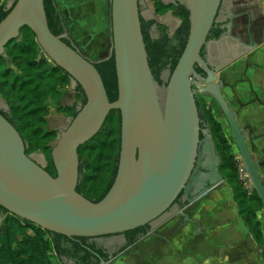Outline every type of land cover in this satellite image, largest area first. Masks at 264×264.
I'll list each match as a JSON object with an SVG mask.
<instances>
[{"label":"water","instance_id":"water-1","mask_svg":"<svg viewBox=\"0 0 264 264\" xmlns=\"http://www.w3.org/2000/svg\"><path fill=\"white\" fill-rule=\"evenodd\" d=\"M177 2L190 11V33L168 85L163 88L156 83L149 67L139 0H111L112 48L109 57L100 61L114 54L118 99L111 103L95 62L51 32L44 0H17L0 22V57L6 58V47L19 40L21 30L28 27L43 56L63 69L75 88H82L86 104L70 119L65 131L57 135L52 147L56 177L34 155H26L22 137L0 114L1 208L67 238L118 236L147 225L154 230L172 216L166 212L180 193L188 196L195 186L196 179L190 176L196 158L202 169L203 187L190 203L207 197L226 181L219 172L221 159L210 133L203 131L206 138L199 139L201 129L193 89L196 86L217 104L224 116L264 210V178L260 173L263 164L254 160L248 149L246 129L239 126L237 114L223 97V76H217L237 56L222 58L220 65L210 68L201 55L223 0H177L173 4ZM241 49L247 53L253 47ZM196 66L205 77L196 72ZM4 107L7 110L6 104ZM112 110L121 113L118 171L106 196L93 203L76 191L78 149L98 134ZM211 156L216 160L215 166L209 164ZM178 215H184V211ZM115 259L102 260L101 264H112Z\"/></svg>","mask_w":264,"mask_h":264},{"label":"trees","instance_id":"trees-1","mask_svg":"<svg viewBox=\"0 0 264 264\" xmlns=\"http://www.w3.org/2000/svg\"><path fill=\"white\" fill-rule=\"evenodd\" d=\"M141 0H139L140 2ZM157 16L169 11L181 20V24L170 36L155 19L146 20L140 10L141 30L148 56V63L154 80L161 87L168 85L190 33V11L180 3L166 5L162 0H151ZM264 1V0H263ZM17 0L7 7L6 0H0V22L11 12ZM47 21L51 32L69 46L72 41L66 37L60 13L54 0H44ZM157 29V34L154 33ZM222 30L213 26L208 41L218 39ZM203 54V50L201 55ZM102 77L109 101L118 99V84L114 54L103 62L95 63ZM196 72L203 70L196 66ZM169 73L167 80L164 73ZM71 83V77L61 68L50 63L42 54L34 33L24 27L20 39L6 47V58L0 57V99L7 110L0 108V114L12 124L22 137L26 155L43 153L46 156L45 170L56 177L51 157L50 144L58 132L47 131L50 113L48 102H58L62 92ZM76 102L59 111L74 119L86 104L82 88H75ZM200 129L209 131L221 159L220 172L231 189L238 214L249 229L259 247H264L261 224L257 211L263 209L257 193L248 192L239 175V165L230 142L225 137L221 124L215 119L205 100L195 96ZM121 150V113L112 110L103 127L89 142L78 149L79 180L77 193L87 200L101 201L112 187L117 175ZM3 215L0 224V264H99L109 261L108 254L95 242L96 238H67L14 216L0 207ZM150 227L144 226L123 234L126 245L121 251L132 247L144 238ZM264 261V252H263Z\"/></svg>","mask_w":264,"mask_h":264},{"label":"crops","instance_id":"crops-1","mask_svg":"<svg viewBox=\"0 0 264 264\" xmlns=\"http://www.w3.org/2000/svg\"><path fill=\"white\" fill-rule=\"evenodd\" d=\"M54 1L66 27V37L76 48L80 45L87 46L90 44L89 40L96 38V32L101 31L97 30L99 23L103 26L102 30L107 23L111 27V0ZM249 13L251 16L244 23L249 33L246 34L245 31L241 34L236 29L243 25L240 16ZM216 23H229L227 27L230 30L220 41L208 42L205 50L212 66L220 65L222 58L237 56L217 76H223L226 85L222 90L223 97L237 114L239 126L246 129L248 149L254 160L263 164L260 173L264 177V3L262 0H224ZM82 40L87 42L80 43ZM250 45L253 49L247 53L241 49L249 48ZM97 48L101 52L108 50L110 53L111 39L102 37ZM65 90L58 102H48L50 113L45 127L47 131L59 133L70 124V118L56 110L57 107H69L75 103V86L70 83ZM210 101L216 119L225 129H229L217 104L211 98ZM217 196H211L213 200L210 202H199L193 210L176 216L177 222L171 219L155 226L150 235L116 257L112 264H227L231 261L230 256H236L241 261L246 259L249 256L248 250L251 248L255 251L258 245L251 242L238 213L235 224L231 223L232 218L234 219L231 213L227 216L229 224L223 227L215 224L223 218L215 220V215L208 216L206 213L209 204L217 201ZM232 198L233 205L235 203ZM219 235L220 238L216 239ZM103 241V245L107 246V240ZM111 242L123 247L126 241L123 236H118L112 238Z\"/></svg>","mask_w":264,"mask_h":264},{"label":"rangeland","instance_id":"rangeland-1","mask_svg":"<svg viewBox=\"0 0 264 264\" xmlns=\"http://www.w3.org/2000/svg\"><path fill=\"white\" fill-rule=\"evenodd\" d=\"M13 1L14 0H6L8 8L11 7V4L13 3ZM106 1H108V0H106ZM162 1L166 5H169V4H173V2L177 1V0H162ZM263 3H264V1H263ZM140 10H141L142 16L146 20L155 19L156 22L160 26H162L170 36H172L174 34L175 30L181 24V20L179 18L175 17L173 15V13L170 14L168 12V13H166L163 16H157L155 14V9H154V6H153V2L151 0H141L140 1ZM98 26H99V28H97V30L101 29V31L96 32V38H93L91 41L90 40L88 41V42H90L89 45H87V46H85V45L77 46V50L82 55H84L86 58L90 59L91 61H93L95 63H99L101 60L109 57V55H110L108 50H106L104 52H101V49L97 48V47H99V43L102 41V37L106 36L107 38L111 39V27H110V24L107 23V25L104 26L105 27L104 30H102L103 26H102L101 23H99ZM154 33L157 34V29H155ZM83 41L87 42L85 40H82L80 43H84ZM167 78H168V73L166 72V73L163 74V79L167 80ZM65 91H68V90H65ZM200 97H202L205 100L208 108L212 111V107H211L212 103L210 101V97L203 96V95H200ZM75 102H76V99H75ZM4 104L5 103L0 99V108L1 109H5ZM59 108H62V107H57V109H56L57 113L65 116L66 118H70L71 119V117H69L68 115L63 114L62 112H60ZM212 113H213V111H212ZM213 115H214V113H213ZM214 117H215V115H214ZM215 119H216V117H215ZM66 125H68V124H66ZM221 126L223 128L225 137L227 138V140L230 142V144L232 146L233 154H234V156H235V158H236V160L238 162L239 175H240L241 181L243 182V185H244L245 189L248 192H252L253 188H252L250 179H249L248 174H247V172H246V170H245V168L243 166V162L241 161L238 149L235 146L232 134H231L229 129H227V128L225 129L222 124H221ZM61 130H62V132H59L58 134L63 133L65 131L63 129H61ZM55 142H56V139L50 144L51 148L54 146ZM33 155H34L35 160L39 164L44 165V166L47 165L46 156L43 153L38 152V153L32 154V156ZM215 195H218L216 197L217 201L216 202L212 201V203L209 204V206H210L209 210L206 212L208 214V216H214L215 215V218H216L215 220L223 218V219H220L218 221V223H215V224H218L219 227H223V226L229 224V218L227 216H229L232 213V215H234V219L232 218V222L231 223L235 224V222H236L235 220H237L236 219V217H237L236 213H238V212H237V208H236L235 204H233V205L231 204L232 192H231V189L228 186V184L225 182L223 185H220V187H218L211 194L212 197H214ZM211 200H213V198L210 197V199H206V202H210ZM203 202H205V201H203ZM193 208H196V207L192 206L191 209L193 210ZM225 215H226V217H225ZM1 219H3V215L0 213V220ZM240 219H241V217H240ZM257 219H258V221L261 224V229H262L263 237H264V210L263 209L257 211ZM172 220H175L174 222L178 221L177 217L173 218ZM1 222H2V220H1ZM1 222H0V224H1ZM244 226L247 229V231H248V233H249V235L251 237V240H252L251 242L256 244V242L254 241L249 229L246 227L245 224H244ZM232 229H234V228L232 227ZM219 238H220V235L216 237V239H219ZM108 241H110V243H112L111 239H109ZM102 242H104V241L102 240ZM111 247H117V244L112 243ZM253 248H255V246ZM256 248L257 249H255V251L250 248L248 250L249 256H246V259L244 258L242 261L239 260L236 256H230V260L231 261H230V263L228 262L227 264H264L263 257H262V255H263V252H262L263 247H259L258 246ZM232 255H234V254L232 253ZM69 264H72V263H69ZM129 264H140V263L134 262V263H129Z\"/></svg>","mask_w":264,"mask_h":264},{"label":"flooded vegetation","instance_id":"flooded-vegetation-1","mask_svg":"<svg viewBox=\"0 0 264 264\" xmlns=\"http://www.w3.org/2000/svg\"><path fill=\"white\" fill-rule=\"evenodd\" d=\"M224 1V0H223ZM222 6V5H221ZM221 8V7H220ZM251 16V14L249 13L248 15H245V14H242L240 17L242 18V23L241 24H243L242 26H241V28L240 27H237L236 29L238 30V32L240 31V33L242 34V33H245V31L247 32V31H249L247 28H245V21L247 20V18H249ZM229 24V23H228ZM228 24H219V23H216V25L217 26H219V28L223 31L222 32V34L220 35V37L218 38V39H211V40H209V42H211V41H220L222 38H223V36H225V35H227V32L230 30V27H227V25ZM246 29V30H245ZM239 33V34H240ZM249 32H247L246 34H248ZM249 44V43H248ZM72 45L75 47V45H74V43L72 42ZM76 48V47H75ZM77 49V48H76ZM202 58L204 59V61H206L207 63H208V65L210 66V68L212 67V65H211V63H210V61H209V56H208V53L206 52V50H205V48L203 49V54H202ZM200 68V67H199ZM199 75H201V76H203V77H205L206 75H205V73H204V71H203V73H199ZM193 89H194V91H195V96H200V95H203V94H201L200 93V91H199V89H198V87H196V86H193ZM203 96H205V95H203ZM203 131H208V130H206V129H202L201 130V132H200V137H199V139H200V141H203L206 137H205V135H203ZM209 132V131H208ZM214 142V141H213ZM202 161H205V159H203ZM209 164H211L212 166H215L216 165V160H215V158L214 157H209ZM219 172H220V167H219ZM201 174H202V169H201V167H198V158H196V162H195V165H194V168H193V170H192V173H191V176H190V178L191 177H193V178H195L196 179V183H195V186L193 187V189H192V191L190 192V194L187 196L183 191L180 193V195L177 197V199L175 200V202L173 203V205L171 206V208L166 212V215L168 216H171L169 219H167V220H165L163 223H166V222H168L169 220H171V219H173V218H175L176 216H178V212H180V211H184V212H186L187 210L188 211H190V210H192L191 209V207L192 206H195L196 207V205L199 203V202H202V201H206V199H210V197H211V194L213 193V192H210L209 194H208V196L207 197H204V198H202V199H200L199 201H197L196 203H194V204H191L190 203V200L194 197V196H197L200 192H202L201 191V189H202V187H203V183H202V181H201ZM220 174H221V172H220ZM222 175V174H221ZM223 176V175H222ZM262 176V175H261ZM262 178H264L263 176H262ZM201 181V182H200ZM189 184V181H188V183H187V185ZM187 217V216H186ZM154 225V224H153ZM149 227H150V231H149V233L145 236V237H147L152 231H151V226L150 225H148ZM118 236H123V235H118ZM118 236H105V237H100V238H96L95 240V242L98 244V247H101L103 250H104V252L105 253H107L108 254V257H109V261H110V259L112 258H116V257H118L119 255H121L124 251H126V250H124V251H121V246H117V247H111L110 245H109V243H110V241H108L109 239H112V238H114V237H118ZM124 237V236H123ZM145 237L144 238H142L140 241H142L143 239H145ZM125 238V237H124ZM102 240H107V242H106V244H107V246L105 245H103V242H102ZM125 241H126V239H125ZM139 241V242H140ZM138 242V243H139ZM101 243V244H100ZM137 244V243H136ZM135 244V245H136ZM125 245H126V242H125ZM124 245V246H125ZM123 246V247H124ZM134 246V245H133ZM130 248V247H129ZM101 261L102 260H100V263L99 264H101ZM108 262V261H107Z\"/></svg>","mask_w":264,"mask_h":264}]
</instances>
